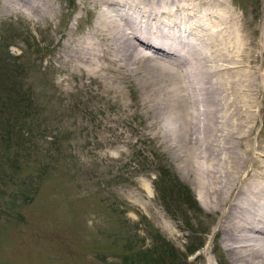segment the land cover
Masks as SVG:
<instances>
[{
  "label": "rangeland",
  "instance_id": "obj_1",
  "mask_svg": "<svg viewBox=\"0 0 264 264\" xmlns=\"http://www.w3.org/2000/svg\"><path fill=\"white\" fill-rule=\"evenodd\" d=\"M93 1L0 0V59L15 87L32 98L30 117L20 126V166L0 191V264H145L137 259L154 239L180 252L182 264H232L221 234L227 208L214 207L203 193L206 180L199 181L216 156L206 146L176 143L175 114L157 105L165 81L139 66L123 69L98 59L102 51L112 58L113 49L94 29ZM214 6L243 34L234 60L245 65L228 73L240 80L252 106L243 178L255 158L264 161V0H215ZM213 36L209 42L216 44ZM84 42L93 50L81 58L99 63L81 71L69 49ZM204 45L183 69L194 72ZM140 48L164 61L162 52ZM218 153L227 160V150ZM160 169L188 188L190 207L167 211L157 183L169 187L171 181L160 178ZM197 244L202 248L185 259Z\"/></svg>",
  "mask_w": 264,
  "mask_h": 264
},
{
  "label": "bare ground",
  "instance_id": "obj_2",
  "mask_svg": "<svg viewBox=\"0 0 264 264\" xmlns=\"http://www.w3.org/2000/svg\"><path fill=\"white\" fill-rule=\"evenodd\" d=\"M214 1H93L92 5L98 7L96 8L98 20L94 29L99 31L100 37L102 35L107 39L113 49L110 59L105 51H102L100 57L97 56L98 59L103 58L123 69L126 67L134 70L139 66L140 69H144L143 72L167 83L161 89H157L156 93L161 94L157 105L160 109L165 107L167 111L171 110L175 114L174 122L178 125L176 133L180 135L176 143L193 147L206 146L216 156L206 174L200 175L199 181L201 183L206 180L202 183L205 186H202L203 193L214 207L227 208L224 225H221L223 227L221 234L228 245L226 252L231 257L232 264H264V161L254 157L251 170H247L246 176L242 178L247 166L246 155L251 153L252 148L249 139L252 132L250 124L253 122L250 112L252 106L246 101L249 93L242 90L240 80L228 75L231 70L245 65L241 62L242 66L238 67V60H234L236 50L242 48L243 34L238 22L229 17L230 15L227 13L216 15L212 9ZM213 34L219 37L216 44L209 42V35ZM90 43L84 42L81 46L86 53L82 52L81 48L69 49V52L76 56V59L72 60L81 63L76 66L81 71L88 70L87 63L90 65L99 63L98 60L97 62L94 60L95 58L90 61L80 56L90 54L93 50ZM201 44H206L204 46L208 50L199 55L200 58H195V69L190 73L189 65L186 69H183L182 65L188 64L186 59ZM142 46L145 49L147 47L162 52L164 61L160 59L161 57L159 59L151 57L149 52V56L145 55L146 52L140 48ZM206 54L213 64L209 63ZM165 59L176 63L170 61L167 63ZM174 66L180 70H176ZM219 149L227 150L229 153L227 160L224 156V160L218 158Z\"/></svg>",
  "mask_w": 264,
  "mask_h": 264
},
{
  "label": "trees",
  "instance_id": "obj_3",
  "mask_svg": "<svg viewBox=\"0 0 264 264\" xmlns=\"http://www.w3.org/2000/svg\"><path fill=\"white\" fill-rule=\"evenodd\" d=\"M5 63L3 59H0V191L12 184L15 178L14 173L18 171V165L20 166L21 155L19 149H22L21 143L22 145L25 143L20 126L27 121L32 110L31 96L23 88L15 87V83L10 80V76L7 77V73L3 68V66L7 67ZM6 69L9 72V68ZM6 169L12 170L10 174ZM159 173L160 178H164L165 181L169 179L167 170L160 169ZM157 184L160 200L169 213L170 209L175 207V204L179 207L183 205L184 207H190L192 205L190 192L185 185L172 181L169 187H165L162 181H158ZM179 201L182 205L178 204ZM158 243L154 239L152 246L147 250L145 249L143 258L139 257L137 260H143L145 264H182L184 262V256L169 246L168 243H166L167 245L160 244V246H158ZM201 248L202 245L197 244L191 249H187L188 255L186 254L185 259Z\"/></svg>",
  "mask_w": 264,
  "mask_h": 264
}]
</instances>
